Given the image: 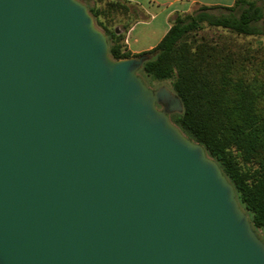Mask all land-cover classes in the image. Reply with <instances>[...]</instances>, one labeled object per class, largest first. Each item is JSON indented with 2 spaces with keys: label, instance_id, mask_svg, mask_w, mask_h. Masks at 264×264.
<instances>
[{
  "label": "water",
  "instance_id": "1",
  "mask_svg": "<svg viewBox=\"0 0 264 264\" xmlns=\"http://www.w3.org/2000/svg\"><path fill=\"white\" fill-rule=\"evenodd\" d=\"M81 0H0V264H264L183 103Z\"/></svg>",
  "mask_w": 264,
  "mask_h": 264
},
{
  "label": "trees",
  "instance_id": "2",
  "mask_svg": "<svg viewBox=\"0 0 264 264\" xmlns=\"http://www.w3.org/2000/svg\"><path fill=\"white\" fill-rule=\"evenodd\" d=\"M89 6L109 39L115 59L150 55L140 75L171 80L184 109L171 114L183 133L202 144L235 188L240 206L250 214L264 239V55H246L226 45L201 42L194 48L185 38L205 23L244 36H264V0H235L231 6L201 5L193 13H177L162 40L152 49L133 54L123 28L109 26L108 14L132 8L123 1ZM223 8L225 14L209 10ZM117 9V10H116ZM125 12V13H126ZM105 16V20L100 19ZM248 163L256 165L254 170Z\"/></svg>",
  "mask_w": 264,
  "mask_h": 264
},
{
  "label": "crops",
  "instance_id": "3",
  "mask_svg": "<svg viewBox=\"0 0 264 264\" xmlns=\"http://www.w3.org/2000/svg\"><path fill=\"white\" fill-rule=\"evenodd\" d=\"M103 1V0H102ZM106 1H96L97 7ZM132 7L136 16L126 32V45L133 54L154 48L168 32L172 17L188 13L201 5L231 6L235 0H121ZM137 13V14H136Z\"/></svg>",
  "mask_w": 264,
  "mask_h": 264
},
{
  "label": "rangeland",
  "instance_id": "4",
  "mask_svg": "<svg viewBox=\"0 0 264 264\" xmlns=\"http://www.w3.org/2000/svg\"><path fill=\"white\" fill-rule=\"evenodd\" d=\"M103 1L100 0V2H103ZM112 1H121V0H112ZM259 2L264 4V1H259ZM91 4L96 5V1H92ZM102 7H104V5ZM197 9L198 7L195 8L194 11H196ZM194 11H191L188 13H193ZM209 11L217 15L227 13V11L223 8H216V9H212ZM125 12L126 11L124 10H121L118 12L113 10L112 12H110L108 14L109 17L106 18V20L108 21V24H110L109 26H115L116 28L118 27L123 28L127 22L130 23L137 16L133 13L132 8H130V10L127 11L126 13ZM181 14H187V13H181ZM100 19L106 21L105 16H102ZM95 23L98 28L103 30L102 29L103 27L99 24V22L97 23L95 21ZM204 41H207L212 45H226V47H231L235 50H240V51L243 50L245 54L249 56L258 55L257 52L264 55V36L262 35H255V36L236 35L226 29L215 27V26H210L207 23H205L202 28L198 29L194 33L189 34L185 38V42L193 45L194 48L196 47L197 44L204 42ZM144 80L147 83V85H149L152 88H156L161 85H167L171 87L170 79L152 80L151 78L145 77ZM246 167L251 168V170H254L256 168V165L248 163Z\"/></svg>",
  "mask_w": 264,
  "mask_h": 264
}]
</instances>
